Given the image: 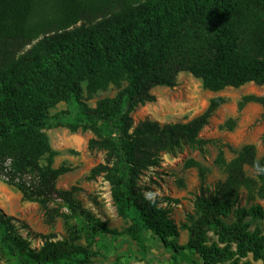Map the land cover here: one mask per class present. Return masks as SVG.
Returning a JSON list of instances; mask_svg holds the SVG:
<instances>
[{
    "label": "trees",
    "instance_id": "1",
    "mask_svg": "<svg viewBox=\"0 0 264 264\" xmlns=\"http://www.w3.org/2000/svg\"><path fill=\"white\" fill-rule=\"evenodd\" d=\"M179 73L212 93L264 86V0H0V180L44 216L53 199L71 209L69 191L54 186L68 168L52 167L55 152L44 130L64 125L70 133L88 131L93 139L86 149L104 152V165L91 168L88 177L102 175L115 216L128 223L121 231L127 246L113 250L114 262L124 255L144 264H264L262 207L236 206L239 189L264 198V149L255 159L253 146L242 145L227 162L219 152L214 163L223 181L208 194L200 191L193 215L178 226L135 185L160 153L199 151L208 142L199 131L224 103L211 98L186 123L144 119L133 125V109L153 101L152 88L174 87ZM108 86L117 89L113 97L92 108L82 102V92L89 98ZM60 102L71 111L48 116ZM248 103L258 105L264 118V96H242L236 111ZM183 166L195 169L201 182L197 162ZM244 167L255 172L256 182ZM11 221L0 212V248L15 264L105 262L63 240L46 238L31 250ZM94 225V231L114 234ZM178 231L186 233L183 245L176 243ZM150 243L162 257L149 256Z\"/></svg>",
    "mask_w": 264,
    "mask_h": 264
},
{
    "label": "rangeland",
    "instance_id": "2",
    "mask_svg": "<svg viewBox=\"0 0 264 264\" xmlns=\"http://www.w3.org/2000/svg\"><path fill=\"white\" fill-rule=\"evenodd\" d=\"M116 91L114 87L108 86L89 98L82 92V102L92 108L95 101L111 98ZM149 93L153 101L136 106L129 114L133 125L144 119L159 125L186 123L198 116L211 98L220 97L224 100L198 134L201 139L208 141L199 151L182 147L171 155L160 153L157 165L142 171L135 181L144 197L156 202L157 207L166 209L169 218L172 217L170 220L178 225L193 215L194 202L200 191L208 194L216 182L223 181L224 174L214 163L219 152L223 161L227 162L242 145L251 144L255 159L261 157L264 149V138H261L264 118L261 117V109L256 104H245L237 112L236 103L245 95L264 96V86L247 83L240 88H224L219 92L208 93L201 89L197 79L187 73H179L174 87H155ZM256 106L259 109H254ZM70 111L67 104L60 102L47 110V115ZM44 133L49 148L55 152L52 167L68 168L66 173L56 179L54 186L57 190L69 191L75 205L68 209L61 201L50 200L47 203L49 214L44 216L38 205L21 201L19 193L0 180V212L12 219L10 223L16 232L26 241L28 248L34 251L48 238L51 242L63 240L79 245L97 259L99 256H113L115 249L123 252L127 239L121 231L128 223L116 218L111 201L105 200L108 184L102 175L88 177L91 168L98 164L104 165V152L86 149L87 140L93 139L88 131L80 132L77 129L70 133L64 125H60L45 129ZM188 160L201 166V182L195 169L184 168L183 163ZM243 171L247 178L256 182L254 171L246 167ZM161 181L178 197L152 194ZM252 204L261 206L264 214V198H259L253 190L239 189L236 206L247 207ZM230 218L231 212L226 221ZM95 223L103 224L114 234L92 230ZM259 225L264 234V219ZM130 259L119 257L111 264H127ZM0 264H15L1 248Z\"/></svg>",
    "mask_w": 264,
    "mask_h": 264
},
{
    "label": "crops",
    "instance_id": "3",
    "mask_svg": "<svg viewBox=\"0 0 264 264\" xmlns=\"http://www.w3.org/2000/svg\"><path fill=\"white\" fill-rule=\"evenodd\" d=\"M240 88V87H239ZM208 93H212V92H208ZM246 105H248V106H251V105H254L253 103H248V104H246ZM258 106H256V108H254V109H259V108H257ZM206 126V125H205ZM205 126H203L202 128H204ZM202 130V129H201ZM200 130V131H201ZM199 131V132H200ZM199 134V133H198ZM199 137V136H198ZM200 138V137H199ZM201 139V138H200ZM187 169H192V168H187ZM152 194H154V195H160V196H163V195H167V197H170V198H174V197H178V194L177 193H175V192H173V191H169L168 189H167V187L164 185V182L163 181H161V182H159L158 183V187H156L155 189H154V191H153V193ZM151 196H153V195H151ZM116 217V216H115ZM117 218V217H116ZM170 218H172V217H170ZM264 219V218H263ZM176 225V224H175ZM176 226H178V225H176ZM185 241H186V233L184 232V231H178V235H177V239H176V243L178 244V245H183L184 243H185ZM152 243V242H151ZM145 244V249H146V251L149 253V256L151 257V258H153V259H155V260H157L159 257H162L163 256V253H162V251L158 248V247H156V246H154L153 244ZM127 246V245H126ZM125 246V247H126ZM113 257H114V254H113V256H109V257H98V260H100V261H105L103 264H111V263H115L114 261H113ZM121 258V257H120ZM122 258H128V259H130L131 257H126V256H124V255H122ZM180 260H185V261H187L186 259H187V257H186V255L185 254H181V256H180V258H179ZM159 261V260H158ZM157 261V262H158ZM164 263V262H163ZM127 264H144L142 261H136V260H134V259H130L128 262H127ZM165 264V263H164ZM186 264V263H185Z\"/></svg>",
    "mask_w": 264,
    "mask_h": 264
},
{
    "label": "built area",
    "instance_id": "4",
    "mask_svg": "<svg viewBox=\"0 0 264 264\" xmlns=\"http://www.w3.org/2000/svg\"><path fill=\"white\" fill-rule=\"evenodd\" d=\"M107 190H106V193H105V200L108 202L109 200H110V196H109V189L108 188H106Z\"/></svg>",
    "mask_w": 264,
    "mask_h": 264
},
{
    "label": "bare ground",
    "instance_id": "5",
    "mask_svg": "<svg viewBox=\"0 0 264 264\" xmlns=\"http://www.w3.org/2000/svg\"><path fill=\"white\" fill-rule=\"evenodd\" d=\"M2 207V206H1Z\"/></svg>",
    "mask_w": 264,
    "mask_h": 264
}]
</instances>
